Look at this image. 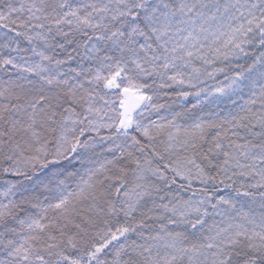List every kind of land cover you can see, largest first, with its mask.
I'll list each match as a JSON object with an SVG mask.
<instances>
[{
	"label": "snow or ice",
	"instance_id": "obj_1",
	"mask_svg": "<svg viewBox=\"0 0 264 264\" xmlns=\"http://www.w3.org/2000/svg\"><path fill=\"white\" fill-rule=\"evenodd\" d=\"M0 264H264V0H0Z\"/></svg>",
	"mask_w": 264,
	"mask_h": 264
}]
</instances>
